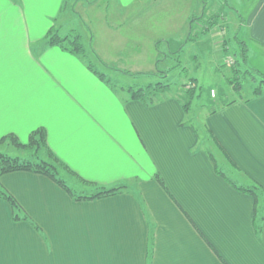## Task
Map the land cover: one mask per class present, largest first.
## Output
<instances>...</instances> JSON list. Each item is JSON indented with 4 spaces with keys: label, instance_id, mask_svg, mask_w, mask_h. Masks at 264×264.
Here are the masks:
<instances>
[{
    "label": "crops",
    "instance_id": "0c3cea01",
    "mask_svg": "<svg viewBox=\"0 0 264 264\" xmlns=\"http://www.w3.org/2000/svg\"><path fill=\"white\" fill-rule=\"evenodd\" d=\"M34 1L43 0H21ZM8 3L0 0L8 5L0 7V139L14 133L27 143L43 127L78 176L61 171L95 187L77 193L121 188L76 199L45 174L1 175L22 209L16 220L0 197V264H264V85L206 113L209 149L170 92L146 104L113 91L58 45L38 52L29 10ZM115 3L122 10L127 0ZM247 3L239 17L246 43L264 49V0ZM250 57L248 67L264 74Z\"/></svg>",
    "mask_w": 264,
    "mask_h": 264
},
{
    "label": "rangeland",
    "instance_id": "374dc122",
    "mask_svg": "<svg viewBox=\"0 0 264 264\" xmlns=\"http://www.w3.org/2000/svg\"><path fill=\"white\" fill-rule=\"evenodd\" d=\"M7 1L17 7L13 12L29 10L31 27L37 31L31 35L33 41L40 39L47 27L57 30L62 38L68 36L66 44L70 34L78 32L89 60L115 86L105 84L122 96L131 97L128 89L145 88L153 99L170 92L182 104L190 102L186 121L198 127L201 145L209 149L212 139L204 126L206 113L234 97L250 95L261 79L246 73L239 63L245 53L249 65L250 50L253 66L264 68V49L246 43L247 30L239 18L248 16L251 5L247 0L236 4L232 0H127L122 10L114 0H43L47 4L34 1L30 5L21 0ZM38 39L35 47L40 52L48 45V34L39 43ZM83 86L91 85L86 81ZM0 151L22 159L40 157L34 148L21 149L8 142L0 144ZM212 152L220 167L235 178L216 146ZM37 154L47 156L45 151ZM61 170L60 176L72 188H95Z\"/></svg>",
    "mask_w": 264,
    "mask_h": 264
},
{
    "label": "trees",
    "instance_id": "16d2710c",
    "mask_svg": "<svg viewBox=\"0 0 264 264\" xmlns=\"http://www.w3.org/2000/svg\"><path fill=\"white\" fill-rule=\"evenodd\" d=\"M52 31L54 32L52 35ZM68 37V36H67ZM62 38L60 37V34L57 30H53V28L49 29L48 31V38H49V45H58L64 50L68 51L69 53H72L79 58H81L87 65V67L95 74L97 75L101 80L107 82L108 84L114 85L115 83L109 78L105 73L101 72L97 69L96 65L89 60L86 47L83 43L82 36L78 32H74L70 34V39L68 41V44L65 43V41L68 38ZM245 43V42H244ZM245 50V49H244ZM242 60V61H241ZM239 61L240 64L244 65L245 72L250 74H257L261 79L258 83V86L254 89L255 94H260L262 92V88L264 85V74L256 73L251 68H248L247 65V55H243V59ZM238 65V64H237ZM239 65L237 66V68ZM235 80H230L231 84H234ZM115 86V85H114ZM239 87L241 85L238 84ZM237 87V86H236ZM237 87V89L240 90V88ZM149 88V86H148ZM145 88H138L136 90L128 89V91H131V98L140 100L146 104H151L155 101V98L153 99L152 96L148 95L150 92L145 91ZM153 93V92H152ZM190 103V102H189ZM183 104L184 109L187 111L188 104ZM5 142L10 143L13 146H17L21 149H32L34 148L37 150L36 155L39 157L38 160H30L27 158L22 159L19 156H11L7 153H4L0 151V176L14 171H32L37 172L41 174H45L46 176L52 178L57 184H59L61 187L65 188L73 197L76 199H92L108 194L115 193L118 189L121 188V186L112 187V188H106L102 187V189L92 195L89 194H80L77 193L74 188H72L61 176H60V170L66 169L72 174L78 176L74 171H72L65 163H63L56 155L55 153L50 149L48 143H47V131L45 128H38L37 130L33 131L30 135L29 141L27 143H23L20 141L19 137L14 134L10 133L0 139V144H4ZM38 151H45L46 152V158L38 155ZM157 178L161 181V177L157 176ZM84 182L86 180L82 179ZM245 191H251L255 192L252 189L243 188ZM0 197L6 199L12 206L14 217L16 220H18L21 216L19 214L20 209H22L21 205L18 203V201L6 190H4L0 185ZM24 218H27V215H24Z\"/></svg>",
    "mask_w": 264,
    "mask_h": 264
}]
</instances>
